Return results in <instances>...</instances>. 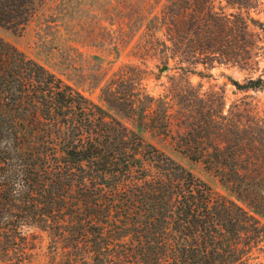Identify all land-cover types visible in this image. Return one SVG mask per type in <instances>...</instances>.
Returning a JSON list of instances; mask_svg holds the SVG:
<instances>
[{
  "label": "trees",
  "instance_id": "obj_1",
  "mask_svg": "<svg viewBox=\"0 0 264 264\" xmlns=\"http://www.w3.org/2000/svg\"><path fill=\"white\" fill-rule=\"evenodd\" d=\"M35 1L0 0V26L27 25ZM160 4L136 20L135 36L147 37L136 58L183 75L215 63L258 71L264 23L251 11L264 0H227L231 14L214 0H164L156 11ZM233 84L264 91L262 75ZM186 86L171 98L144 95L130 107L132 130L0 38V264L13 262L26 227H70L67 264H252L264 244V112L243 101L225 114L221 101L212 106ZM141 130L182 139L183 153L213 168L235 200Z\"/></svg>",
  "mask_w": 264,
  "mask_h": 264
},
{
  "label": "rangeland",
  "instance_id": "obj_2",
  "mask_svg": "<svg viewBox=\"0 0 264 264\" xmlns=\"http://www.w3.org/2000/svg\"><path fill=\"white\" fill-rule=\"evenodd\" d=\"M156 1H161L156 9L160 11L164 0H36L27 25L19 30L0 26V38L132 130L138 129L135 114L130 112L133 104L140 107L139 100L144 95L175 97L184 86L187 89L186 81L200 90L210 105L221 101L225 114L232 105L243 101L259 105L264 112V91L241 92L233 84L244 83L250 77L264 78V61L256 73L215 63L200 65L196 74L183 75L173 70V63L162 72L165 65L157 60L135 57L139 47L147 45L146 35L135 36L136 20L147 18L157 6ZM214 6L225 14L237 12L227 0H214ZM251 15L264 23V6L251 11ZM182 112L181 108L172 112L173 132L178 129ZM141 133L147 142L208 184L215 194L235 200L213 168L203 159L193 160L183 153L182 139L155 131ZM71 230L65 227L49 233L36 227L24 228L17 250L10 254L11 264H67L69 243L76 235ZM254 257L252 264H264V244L254 251Z\"/></svg>",
  "mask_w": 264,
  "mask_h": 264
},
{
  "label": "water",
  "instance_id": "obj_3",
  "mask_svg": "<svg viewBox=\"0 0 264 264\" xmlns=\"http://www.w3.org/2000/svg\"><path fill=\"white\" fill-rule=\"evenodd\" d=\"M169 69V67L167 65L163 66V68L161 69L162 72L167 71Z\"/></svg>",
  "mask_w": 264,
  "mask_h": 264
}]
</instances>
